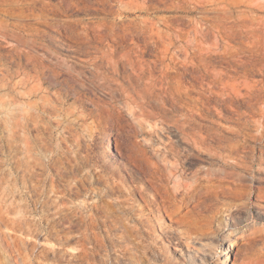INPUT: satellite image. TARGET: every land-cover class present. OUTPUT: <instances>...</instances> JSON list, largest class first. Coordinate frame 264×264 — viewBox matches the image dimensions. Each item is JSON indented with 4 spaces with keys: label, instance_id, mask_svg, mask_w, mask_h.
Returning a JSON list of instances; mask_svg holds the SVG:
<instances>
[{
    "label": "rangeland",
    "instance_id": "obj_1",
    "mask_svg": "<svg viewBox=\"0 0 264 264\" xmlns=\"http://www.w3.org/2000/svg\"><path fill=\"white\" fill-rule=\"evenodd\" d=\"M137 1L143 11L120 0H0V82L6 84L0 91H23L25 71L56 104L38 109L44 128L29 125L42 162L29 171L19 140L24 133L11 141L0 112V177L7 203L21 212L15 215L29 230L8 233L0 221L5 234L0 264H23L22 257L32 264H199L200 259L222 264L215 251L228 246L222 239L230 219L221 218L224 223L210 241L216 248L197 253L183 248L190 260L167 238L228 205H239L234 223L246 232L244 253L252 264H264V155L258 151L264 142L254 138L260 128L247 117L246 97H237L230 107L209 92L264 91V0ZM110 46L142 56L161 91L167 89L159 81L163 73L170 72L171 79L178 72L192 91L204 93L209 98L204 105L192 93L177 101L163 96L164 112L171 121L186 114L192 128L212 135V154L225 159L190 147L172 122L154 130L147 123L140 126L117 93L104 91L100 78L109 70L96 60L95 48ZM215 73H227L234 86L213 84ZM229 142L237 145L236 162L227 160L234 152ZM164 159L176 164L177 175L189 179L206 170L216 183L182 201L170 193L176 175H167ZM144 194L159 211L146 205Z\"/></svg>",
    "mask_w": 264,
    "mask_h": 264
},
{
    "label": "bare ground",
    "instance_id": "obj_2",
    "mask_svg": "<svg viewBox=\"0 0 264 264\" xmlns=\"http://www.w3.org/2000/svg\"><path fill=\"white\" fill-rule=\"evenodd\" d=\"M120 2L125 6H130L136 11H143L144 9V7L137 0H120ZM11 10L13 11V8ZM36 16L38 17L39 14H37ZM148 22H150L149 24L154 23L152 21ZM1 23L2 22L0 20V34H2ZM260 26L261 28H263L262 25ZM172 45L173 44L170 43L166 46V52L170 50ZM201 47L202 44H199L200 49ZM95 49L99 53V55L96 57V60L104 63L106 65L105 68L109 70L108 73H102V76L100 78L101 87L104 91H107L109 93H117L119 97L123 100L125 106L129 107V109L131 110V114L139 120L138 122L140 126H145V124L147 123L149 127L154 130L158 125H161L165 122H172L182 132L187 144L190 147L206 152L207 155L211 158H221L222 160L225 159L222 156V153H220V155H218L217 153H214L215 155L212 154L213 147L208 142V138H212V135L209 134V132L206 130V133H204V131H202L201 129L192 128L193 126L190 124V120L187 118L186 114H183L180 118L172 121L171 118L170 120L169 118H167V115L164 112V101L162 98L163 96L170 97L177 101L182 94L191 95L192 93L195 94L193 98L199 101L202 105L207 104V102L209 101V98L205 97L204 93L199 91H192L194 89L193 86H186L181 81V73L177 72L176 75H174L170 79L168 77V73L170 72H164L162 79H160L159 81L165 82V85H167V89L166 91H161L162 86L157 84V77L153 74L149 65L142 56L132 53L126 48L120 49L119 47L113 46H110L108 50H103L101 48ZM74 50V48L71 49V51ZM171 59L172 63L176 62L175 60H177L174 56L171 57ZM173 64L175 65V63ZM169 69H173L171 68V65ZM260 72L262 73L261 69ZM15 73L17 74V76L20 75V69H17ZM115 77H121L124 82H117ZM217 82H219L220 85L223 86H234L232 83V79L227 76V73H215V75H213L212 83L216 84ZM209 83L208 86L210 85ZM5 85L6 84L4 82H0V88L3 89ZM16 85L17 84L14 83V88H16ZM20 85L23 91H0V112H3L5 115L4 121L8 124L9 137L11 141L15 142L16 139H19L21 131L24 133L23 139L20 138L19 140L22 143V150L25 159L24 171H29L32 164L36 166H42V162L40 158L35 156L36 151H34V144L32 139L28 135L27 130L29 128V125H32L36 128L45 127L44 119L40 114L37 113V111L38 109H40L41 106L42 111H44L43 109L45 108V105L50 108L49 106H51L54 101L48 98V96H45V91H41L42 89L39 82H37L35 76H32L29 72L24 71L22 73ZM249 86L250 84H248V87ZM209 92L212 94H216L223 101H225L227 98L229 102L224 103L222 101V105L228 104L227 106L230 107H232L231 102L234 101L237 97H246V104L248 108H250L247 113V117L251 118V120L256 124L257 130L260 128V130L254 134V138L264 142V91L230 90ZM55 105L56 104H53V106ZM232 112L236 113L235 115H237V110L232 108ZM214 134L217 136L216 132H214ZM229 146L230 149L233 150L237 147L236 144L230 142ZM258 151L262 154V156L264 155V150L258 147ZM235 152L237 151H231V154L226 156L228 157L227 160H237L233 157V154ZM20 163H22V161H20ZM164 170L167 175L171 178L176 175L175 186L170 193L180 194L182 196V201L190 196L196 195V193L201 192L203 189L208 190L216 183H213L212 173L206 170H196L192 173L189 179H186L185 177L181 176V174L177 175L178 168L176 164L165 159ZM203 181L206 182V187L204 188ZM4 183V178L0 177V221L2 222L4 228L6 229V231H8V233H15L16 231L23 230L29 232L28 227L26 225L27 223L24 218H22V216L15 215L17 211H15L13 203H7L6 195L4 193ZM154 190L157 193L159 192L158 189ZM165 193L167 194L168 198H170L169 200H175V197L171 195L168 190ZM263 193L259 192V197L263 198ZM142 197L146 205L153 206L157 211L160 210V205H158L155 201H151L146 194H144ZM161 209L166 211L165 204L161 205ZM237 209H239V205H228L223 207V209H219L216 212L208 214V216H204L202 218H195L193 219V221L190 222L188 226H186L184 232H181L178 235H169L167 238V242L175 251L178 252L180 257H185L187 258V260H190L191 255L189 253L184 254L183 248H185L186 251L192 250V252L196 253L199 251H210L211 247L216 248V244H212V242L210 241L216 236L217 232L220 230V227L223 225L224 222L221 218L224 217L226 219H230L229 222H227V220L225 222L226 229L222 239V244H226V246H228L224 247L220 251L217 250L218 248H216V254L222 257V264L229 263V257H231L232 255L234 256V259L231 261V264H252V262L249 260V257L244 253L246 251L247 246V244H243L246 232L239 230L236 224L234 223V212ZM17 213L21 212L19 211ZM249 231L251 232V230ZM1 236L5 237V234H0V237ZM13 247L15 251L20 252V249L17 247V245H14ZM238 256H240V258H238ZM130 259H132L133 261L132 256H130ZM29 262H27L26 258H21V263L32 264ZM63 264L71 263L66 262ZM199 264H207V262L205 260L200 259Z\"/></svg>",
    "mask_w": 264,
    "mask_h": 264
}]
</instances>
